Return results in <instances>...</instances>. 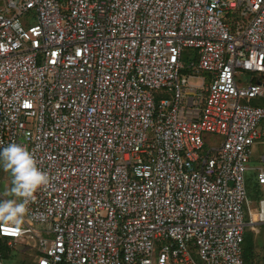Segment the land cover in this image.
Wrapping results in <instances>:
<instances>
[{"label":"built area","instance_id":"2783aa9c","mask_svg":"<svg viewBox=\"0 0 264 264\" xmlns=\"http://www.w3.org/2000/svg\"><path fill=\"white\" fill-rule=\"evenodd\" d=\"M253 99L264 0H0V146L49 175L0 236L33 244V264H244L245 227L264 224ZM206 132L222 141L203 155Z\"/></svg>","mask_w":264,"mask_h":264},{"label":"rangeland","instance_id":"374dc122","mask_svg":"<svg viewBox=\"0 0 264 264\" xmlns=\"http://www.w3.org/2000/svg\"><path fill=\"white\" fill-rule=\"evenodd\" d=\"M35 14L33 11L26 14L23 22L26 24L33 23ZM195 49L186 48L183 52V61L187 65L190 61L194 60ZM187 68L182 69L181 74H189ZM191 82L199 83L201 79L199 77H190ZM252 105H264V99H253L250 102ZM203 139L206 143L204 149L200 150L201 154H205L206 151L216 146L220 141H222V136L210 132L203 134ZM264 153V148L261 144H256L252 149V154L250 160L247 163V191L248 199L251 201V208L258 209V202L260 199L264 198L263 186H261L256 178L257 171L260 167L264 168V161L261 159ZM11 177L8 172L3 168H0V198H9L5 195L6 190L10 187ZM245 221L250 223V215L248 205H244ZM246 230V240L243 243V247H247L250 244L248 242H253L254 249V264H264V224H247ZM46 237V233H43ZM13 242V253L10 258L4 260V264H33L36 257L39 255L37 248L33 244H28L26 241H12ZM159 251V245L156 246L155 254Z\"/></svg>","mask_w":264,"mask_h":264},{"label":"clouds","instance_id":"9594fccd","mask_svg":"<svg viewBox=\"0 0 264 264\" xmlns=\"http://www.w3.org/2000/svg\"><path fill=\"white\" fill-rule=\"evenodd\" d=\"M0 168L11 177L5 192L9 198L0 199V222L19 228L37 192L49 184V175L39 167L28 147L15 142L0 146Z\"/></svg>","mask_w":264,"mask_h":264},{"label":"trees","instance_id":"16d2710c","mask_svg":"<svg viewBox=\"0 0 264 264\" xmlns=\"http://www.w3.org/2000/svg\"><path fill=\"white\" fill-rule=\"evenodd\" d=\"M1 199V198H0ZM246 240V231L244 234V240L243 243ZM9 239L7 237L0 236V253L3 258L8 259L10 256H12V247L8 245ZM242 243V249H243V261L244 264H254L253 259H254V249H253V242H248L250 245L247 247H243Z\"/></svg>","mask_w":264,"mask_h":264}]
</instances>
